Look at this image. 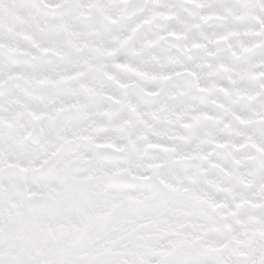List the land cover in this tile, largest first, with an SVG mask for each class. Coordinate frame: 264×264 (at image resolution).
I'll return each mask as SVG.
<instances>
[{
    "label": "clouds",
    "instance_id": "clouds-1",
    "mask_svg": "<svg viewBox=\"0 0 264 264\" xmlns=\"http://www.w3.org/2000/svg\"><path fill=\"white\" fill-rule=\"evenodd\" d=\"M0 264H264V0H0Z\"/></svg>",
    "mask_w": 264,
    "mask_h": 264
}]
</instances>
